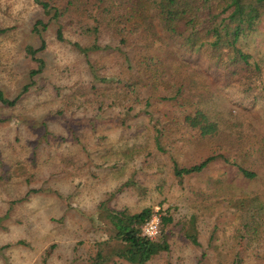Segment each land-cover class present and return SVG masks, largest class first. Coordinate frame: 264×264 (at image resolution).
Listing matches in <instances>:
<instances>
[{"label": "rangeland", "instance_id": "rangeland-1", "mask_svg": "<svg viewBox=\"0 0 264 264\" xmlns=\"http://www.w3.org/2000/svg\"><path fill=\"white\" fill-rule=\"evenodd\" d=\"M37 21L47 25L41 34L33 31ZM61 24L66 42L56 39ZM92 25L91 20L78 24L70 17L62 23L54 20L35 0H0V91L14 99L24 85L33 83L15 108L0 105V184L5 183L3 160L15 146L22 163L33 153L48 163L43 170H29L25 164L15 170L23 184L31 174L43 176L39 184L31 177L19 190L41 185L49 189L9 209L0 186V264H88L94 242L106 229L98 215L104 203L131 214L159 208L162 217L170 218L160 226L169 249L147 264H233L235 257L242 258L241 264H263L264 243L247 253L244 239H264V213L256 217L261 227L255 234L244 226L250 206L241 214L235 205L254 195L262 202L257 206L264 202V100L237 93L245 84L216 79L207 72L204 57L178 62L172 44L157 41L152 33L146 43L136 33L130 36L128 26L122 27L128 36L125 48L117 50L121 45L115 27L105 26L95 39L100 50L86 57L71 43L94 45V35L82 29ZM42 39L46 48L36 57L44 67L30 79L38 63L25 49L39 48ZM246 42L248 51L264 61V33ZM149 63L157 69L155 81L148 74ZM104 76L139 79L130 88L136 91L130 99L138 95L139 104L130 111L110 106L119 96L100 94L106 90L93 78ZM188 81L182 96L162 100ZM190 96L194 98L188 100ZM195 107L217 123V135L194 138L183 116ZM151 120H158L164 130L161 152L146 138L154 134ZM105 151L115 154H108L113 162L102 158ZM126 151L129 161L120 156ZM211 156L216 160L203 172L174 177L171 158L188 167ZM65 158L80 163L64 171L59 160ZM236 164L255 172V179L242 178ZM188 234L195 235L199 246Z\"/></svg>", "mask_w": 264, "mask_h": 264}, {"label": "trees", "instance_id": "trees-1", "mask_svg": "<svg viewBox=\"0 0 264 264\" xmlns=\"http://www.w3.org/2000/svg\"><path fill=\"white\" fill-rule=\"evenodd\" d=\"M41 6L44 13L52 15V19L64 22V18H71L77 20L78 24H82L85 20L92 21V27L82 28L85 34L94 35L98 39L100 30L105 26L115 27L114 35L119 38L121 48H125L128 42L125 28L131 29L130 36L136 33L142 40L150 39V34L156 36L157 41H163L172 46L179 53L175 60L180 62L182 60L190 61L191 59H200L204 57L208 63L206 70L216 79H221L225 83H240L244 85V89L238 88L237 93L244 98H251L256 100L261 98L264 100V61L260 56H254L246 48L249 39H253L260 33H264V0H35ZM73 15L74 17H72ZM40 26L41 28H38ZM121 27V28H120ZM47 29L46 23L37 21L34 25L33 31L37 34ZM128 30V29H127ZM2 32V30H0ZM129 36V37H130ZM64 35V25L61 24L56 31V39L59 42H66ZM146 40L144 42H148ZM73 47L81 54L88 57L92 51L100 50V45L95 41L91 47H82L79 43H71ZM45 41L42 39L40 47L34 49L33 47H26V54L35 60L37 69L30 73V79L40 74L43 70L44 64L41 59L36 56L39 52L45 50ZM145 46V45H144ZM143 49V48H142ZM183 62V61H182ZM151 67L148 74L156 80L157 69L153 68L152 64H145ZM157 65V64H156ZM164 68L163 64L158 68ZM93 71L92 65L90 66ZM157 68V66H156ZM100 83L102 95L116 94L117 98L111 99L109 105L124 108L127 111L135 108L139 104V96L131 98V94H136V91H131L130 88L140 83L139 79H131L129 81H120L119 77H93ZM134 81V82H133ZM121 84V87L115 85L111 88L113 83ZM190 81L186 86L183 84L176 89L174 96L162 97L163 101H175L178 96H182L185 87L187 89ZM33 83L24 85L20 93L14 98L9 99L0 91V105L7 108H15L20 102L21 98L29 93L30 87ZM147 86L145 85V88ZM191 93V92H189ZM194 98L188 97V100ZM186 99V98H185ZM147 106V105H146ZM128 113V112H127ZM58 114H61L58 112ZM145 115L150 116L147 111ZM183 121L186 126L195 132V139H203L213 137L218 133L217 123L210 120L204 111L195 107L193 112L187 113L183 116ZM158 120H151L153 135H146L147 140L153 141L155 148L162 151L160 148L161 137L164 130L158 127ZM146 130L148 127H144ZM11 155L3 160L6 168H2V176L5 178V183L2 187L5 191V199L10 200L11 209L15 204L27 201L32 195L41 192L49 191L43 187L28 188L26 191H21L26 183L32 181L36 184L42 182V175H33L26 180V183L17 181L18 178L15 170H20L23 164L32 167H40L41 170L46 168L48 163L42 162L39 154L33 153L30 159L22 163L18 158V151L15 146L10 147ZM109 151L104 152L103 159L107 163L113 162L108 159ZM112 156L115 154L112 153ZM152 156L153 153L148 152ZM148 155H145L147 157ZM123 160L129 161L130 154H120ZM216 160V157L211 156L205 160L193 164L188 167H180L178 162L171 158L172 172L175 178L182 179L185 176L199 174L203 172L207 166ZM63 161L61 165L66 171L70 166H78L73 159H60ZM103 163H106L102 160ZM226 162V160H225ZM70 165V166H69ZM99 165V164H97ZM121 164L120 166H124ZM236 173L246 180H253L256 177L255 172L249 171L240 164H236ZM115 167V165H114ZM43 168V169H42ZM5 186V187H4ZM20 191L22 193H20ZM260 197L254 195L252 198L246 199L238 203L236 208L241 212L245 207L250 206L247 211L249 215V223H246L245 228H249L255 234L261 227L256 223V217L260 212L264 213V202L257 206L255 203L261 204ZM105 204V203H104ZM101 204L99 210V217L105 222L106 229H104L102 239L95 241L93 244L94 253L89 255L85 260L88 264H147L154 257L162 252L168 251V243L164 239V235L160 233L156 240H149L141 233V226L151 217L153 211L150 208H144L138 213H128L127 211H114L106 207V204ZM256 206V207H255ZM242 214V213H241ZM170 222L169 217L163 216L161 218V227ZM102 230V229H100ZM103 232V231H102ZM187 238L195 246H199L198 239L195 235L188 234ZM245 250L254 252L257 244L264 243V239L257 237H250L244 239ZM251 255V253H249ZM255 256V254H254ZM242 258L235 257L233 264H241ZM260 264V263H257ZM264 264V263H263Z\"/></svg>", "mask_w": 264, "mask_h": 264}, {"label": "built area", "instance_id": "built-area-1", "mask_svg": "<svg viewBox=\"0 0 264 264\" xmlns=\"http://www.w3.org/2000/svg\"><path fill=\"white\" fill-rule=\"evenodd\" d=\"M160 209L156 208L151 217L141 226V233L149 240H156L161 226Z\"/></svg>", "mask_w": 264, "mask_h": 264}]
</instances>
